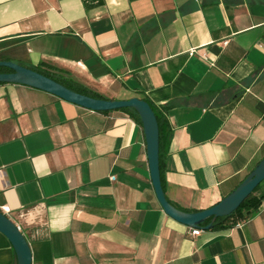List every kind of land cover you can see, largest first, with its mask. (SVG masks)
<instances>
[{"label":"crops","instance_id":"1","mask_svg":"<svg viewBox=\"0 0 264 264\" xmlns=\"http://www.w3.org/2000/svg\"><path fill=\"white\" fill-rule=\"evenodd\" d=\"M0 59L162 109L180 209L215 205L264 157V0H0ZM0 209L32 264H264V200L193 236L157 197L141 122L21 83H0ZM0 264H18L2 232Z\"/></svg>","mask_w":264,"mask_h":264},{"label":"water","instance_id":"2","mask_svg":"<svg viewBox=\"0 0 264 264\" xmlns=\"http://www.w3.org/2000/svg\"><path fill=\"white\" fill-rule=\"evenodd\" d=\"M0 67H7L11 70L0 72V82L29 85L94 111L115 110L123 107L134 108L141 117L145 131L151 179L157 197L168 215L190 227L212 228L216 218L234 212L264 180L263 157L245 179L215 205L198 211L180 209L171 203L165 194L160 170L159 124L156 114L147 100L139 97L128 99L97 98L83 94L15 60L0 59ZM209 218H211V221L202 226V223ZM0 232L11 242L17 255L18 264H32L33 255L29 241L16 222L1 209Z\"/></svg>","mask_w":264,"mask_h":264},{"label":"trees","instance_id":"3","mask_svg":"<svg viewBox=\"0 0 264 264\" xmlns=\"http://www.w3.org/2000/svg\"><path fill=\"white\" fill-rule=\"evenodd\" d=\"M9 60H12V59H9ZM17 62H19L23 65H26L28 67H31V68H33V69H35V70H37L43 74L55 79L56 81L62 83L63 85H65V86H67V87H69V88H71L77 92L87 94V95L97 97V98H108V97L104 96L103 94H101L100 92H98V91L90 88L89 86L79 82L78 80H76L71 75V73H69L68 71H65L64 69H60V68L54 67L52 65H47L44 63H39L36 66H30V65H27L21 61H17ZM5 71H11V70L9 68H6ZM0 83H4V82H0ZM143 99L147 100L150 103V105L152 106V108L156 114L158 124H159L160 170H161L162 184L164 187L165 163H166V158H167V154L169 151V147H170V144H171L172 138H173V128H172V126L168 120L166 113H164V111L162 109L158 108L153 103H151L147 97H145ZM111 111L127 112L131 116H133L136 120H138L139 122L142 123L141 117L139 116L138 112L134 108L123 107V108H118L115 110H105L103 112H111ZM263 200H264V191H262L260 189V184H259L253 190V192L240 204V206L234 212H232L231 214H229L227 216H222V217L216 218L212 228L213 229H227V228L234 226L239 221L249 219L260 208ZM210 221H211V218L207 219L204 223H202V226L207 225Z\"/></svg>","mask_w":264,"mask_h":264},{"label":"built area","instance_id":"4","mask_svg":"<svg viewBox=\"0 0 264 264\" xmlns=\"http://www.w3.org/2000/svg\"><path fill=\"white\" fill-rule=\"evenodd\" d=\"M190 52H191L190 54H193V53H194L193 50H191ZM211 65L213 66L214 63L212 62ZM111 178L114 180V179H115V176L112 175ZM16 224H17V223H16ZM17 225H18L19 229L21 230V226H20L19 224H17ZM202 230H203V229H202L201 227H200V228H199V227H195V228L192 227V228H191V231H190V234L193 235V236H196V235H199V234L201 233Z\"/></svg>","mask_w":264,"mask_h":264},{"label":"rangeland","instance_id":"5","mask_svg":"<svg viewBox=\"0 0 264 264\" xmlns=\"http://www.w3.org/2000/svg\"><path fill=\"white\" fill-rule=\"evenodd\" d=\"M7 67H0V72H4Z\"/></svg>","mask_w":264,"mask_h":264}]
</instances>
